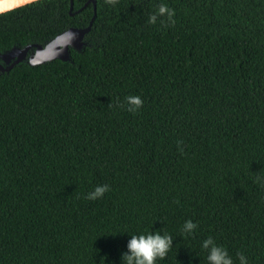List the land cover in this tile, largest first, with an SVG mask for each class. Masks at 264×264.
<instances>
[{
	"label": "trees",
	"instance_id": "obj_1",
	"mask_svg": "<svg viewBox=\"0 0 264 264\" xmlns=\"http://www.w3.org/2000/svg\"><path fill=\"white\" fill-rule=\"evenodd\" d=\"M95 11L73 63L0 73V264H122L133 235L156 232L172 246L155 264H209L213 246L264 264V0ZM92 16L69 0L0 14V52Z\"/></svg>",
	"mask_w": 264,
	"mask_h": 264
},
{
	"label": "clouds",
	"instance_id": "obj_2",
	"mask_svg": "<svg viewBox=\"0 0 264 264\" xmlns=\"http://www.w3.org/2000/svg\"><path fill=\"white\" fill-rule=\"evenodd\" d=\"M112 0H108L111 3ZM158 14L164 16L165 14L171 18L174 16V11L169 9L166 5H160L158 8ZM150 23H155V16L150 18ZM75 39V34L72 32H65L58 36L54 44L58 45L61 50L65 47L71 45L72 41ZM59 55L60 53H55ZM48 50L36 51L33 57L29 58V63L36 65L41 63L45 59H50ZM128 103L133 106L129 108V111H134L135 108L142 106V100L137 96L127 97ZM109 190L107 185L97 186L94 192L89 194L88 199L95 200L104 195L105 192ZM197 225L193 224L191 221H187L184 225L185 232H191ZM212 239L204 241L203 248L207 249L210 244H212ZM172 246V238L168 235L161 236L159 232L154 234L145 235H133L129 244L128 249L131 255L126 253L122 254L121 260L122 264H155L157 258L164 259L169 249ZM209 264H233L232 258L229 256L226 249L223 247L213 246L211 248L210 254L207 257ZM240 264H247L246 258L241 254L239 255Z\"/></svg>",
	"mask_w": 264,
	"mask_h": 264
},
{
	"label": "water",
	"instance_id": "obj_3",
	"mask_svg": "<svg viewBox=\"0 0 264 264\" xmlns=\"http://www.w3.org/2000/svg\"><path fill=\"white\" fill-rule=\"evenodd\" d=\"M40 0H0V14L12 11L14 9L23 7L25 5L34 3ZM89 3L93 4V16L90 19L88 25L83 28H68L65 31L57 34L44 45L40 44H30L21 48L19 46H14L13 48L0 52V73H5L11 70L14 66H17L22 63H26L30 67H36L45 63H49L53 60H60L62 62L73 63V60L70 55V50H74L77 53H81L84 48L88 45L85 42V36L91 31L93 21L96 16L95 11V0H88L78 11H73V0H69V15L73 16L76 13L80 12L83 8L88 6ZM65 32H72L75 34V39L72 41L71 45L65 47L63 50L60 49L58 45L54 44L55 39L62 35ZM48 50L50 59H45L41 63L33 65L29 63V58L33 57V54L36 51H45ZM55 53H60L56 55Z\"/></svg>",
	"mask_w": 264,
	"mask_h": 264
}]
</instances>
